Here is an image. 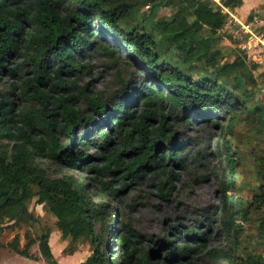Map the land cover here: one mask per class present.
Listing matches in <instances>:
<instances>
[{"label": "trees", "instance_id": "obj_1", "mask_svg": "<svg viewBox=\"0 0 264 264\" xmlns=\"http://www.w3.org/2000/svg\"><path fill=\"white\" fill-rule=\"evenodd\" d=\"M130 1L0 0V68L7 67V58L21 57L18 67L31 76L28 89H23L19 98L31 99V88L38 102L17 108L14 101L0 98V139L14 142L11 149L0 146V214L34 220L27 202L35 196L29 188L35 185L37 201L50 206L62 240L89 238L92 252L81 264H194V257L207 247L208 231L185 229L180 222L172 227L177 230L174 238H145L131 224L113 216L106 203L94 200L87 183L68 175L55 176L38 161L52 159L78 169L96 158L105 162L102 167L90 168L98 175L115 173L112 165L124 167L126 176L168 172L160 182L163 189L168 184L172 187L177 178L175 167L190 159L189 147L196 154L207 150L187 133L194 119L200 126L222 131L227 130L226 118L231 123L239 112L263 116L258 100L241 99L227 86V76L243 63L226 64L212 75L193 78L164 57L153 34L122 26L130 13ZM240 1L225 0L224 4L235 7ZM192 16L191 21L180 17L181 29L171 35L183 51H191L196 33L204 26L216 31L226 23L225 14L206 2L195 4ZM109 35L115 47L122 49L120 56L125 53L138 68L137 75L122 78L120 88L109 98L88 97L85 107L73 106L63 95L68 89L65 70L80 71L83 65L79 59L97 48L114 56L116 48L107 49L105 41ZM78 129L82 137H78ZM60 135L66 137L65 143ZM212 139L228 161L234 185L238 160L230 142L216 132ZM91 148H96L94 154ZM99 181L97 191L102 195L111 181ZM125 188L126 184L113 191L118 194ZM227 192L223 191V209L229 250H220L218 257L227 264H264L263 254H238L252 208L264 207V182L249 204ZM49 236L29 239L21 247L16 235L11 245L18 254L36 260L30 248L38 243L42 255L57 264ZM212 251L216 250L208 253Z\"/></svg>", "mask_w": 264, "mask_h": 264}, {"label": "rangeland", "instance_id": "obj_2", "mask_svg": "<svg viewBox=\"0 0 264 264\" xmlns=\"http://www.w3.org/2000/svg\"><path fill=\"white\" fill-rule=\"evenodd\" d=\"M199 2H206L215 10L222 11L226 23L216 31L204 26L196 33L191 51H183L173 43L171 35L181 29L180 17L192 20L195 4ZM224 2L131 0L130 13L121 24L125 29L139 27L153 34L164 57L193 78L212 75L226 64L243 63L242 67L227 76L230 82L227 86L241 99L250 102L258 100V104L264 108V0H241L235 7L225 6ZM105 41H108L107 49L116 48L114 56L97 48L79 59L83 65L80 71L66 73L65 70L63 74L68 88L63 95L73 106L85 107L88 97L109 98L120 88L122 78L129 79L133 73L137 75L138 68L132 64L128 55L122 53L120 56L122 49L115 47L113 36L109 35ZM21 60L17 55L11 56L7 58V67L0 68V98L14 101L17 108H26L38 102L31 88V99L19 98L20 92L28 89L27 79L31 76L29 71L18 67ZM51 94L58 96L56 92ZM228 121L229 118H226L227 130L221 131L214 126H200L196 119L193 120L192 128L187 133L207 150L203 149L200 154H196L188 146L191 150L190 159L181 167H175L177 178L173 180L172 187L168 184L163 189H160V182L169 176L168 172L157 176H126L124 167L112 165L111 169H115V173L98 175L90 168L95 165L102 167L105 162L96 158L83 163L78 169L66 167L64 163L52 159L38 158V161L55 176L68 175L87 183L94 200L106 203L113 216L131 224L145 238H174L177 230L172 227L180 222L184 223L185 229L208 231L207 247L194 257V264H227L218 257L220 250H229V238L224 228L226 216L223 191L241 197L246 204L251 203L259 192L264 182V113L261 117L239 112L236 119L231 123ZM77 131L78 137H82L81 130ZM215 132L229 140L238 160L234 185L230 183L228 161L217 151V145L212 139ZM60 140L65 143L66 137L60 135ZM13 144L0 139V146L11 149ZM222 151L226 152L224 147ZM95 152L96 148L90 149V153ZM122 158L125 163L128 161L126 154ZM100 179L111 181L110 187L102 195L97 191L101 188ZM125 184L126 188L121 193H114V189ZM29 188L35 193L27 202L34 220H17L0 214V264H55L42 255L38 243L30 248L36 260L31 259L25 263L22 262V255L11 245L16 235L23 247L29 239H38L52 231L60 232L57 218L48 203L37 201L38 187L30 185ZM251 211L241 237L242 249L238 254L242 256L253 253L264 255V207H253ZM67 239L65 248L68 246V249L63 250L57 264H61L60 261L62 264H81L92 252L89 238L81 237L76 242L71 237ZM209 250L216 251L209 254Z\"/></svg>", "mask_w": 264, "mask_h": 264}, {"label": "crops", "instance_id": "obj_3", "mask_svg": "<svg viewBox=\"0 0 264 264\" xmlns=\"http://www.w3.org/2000/svg\"><path fill=\"white\" fill-rule=\"evenodd\" d=\"M60 238H61V234H60L59 231H52L50 233L49 245L51 247V250H52L56 260L60 259V256H62L63 250L65 249V246H66V243H67L66 240L62 241ZM56 245H58V246L54 247ZM74 254H76V253H74ZM21 259H22V262H24V263H25V261H32L30 258H27L25 256H21ZM57 262H58V260H57ZM60 263L62 264L61 261H60Z\"/></svg>", "mask_w": 264, "mask_h": 264}]
</instances>
